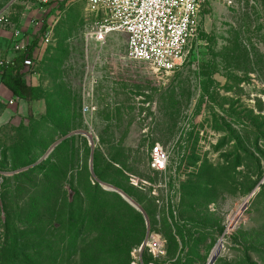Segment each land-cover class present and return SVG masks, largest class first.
I'll use <instances>...</instances> for the list:
<instances>
[{
	"label": "rangeland",
	"instance_id": "1",
	"mask_svg": "<svg viewBox=\"0 0 264 264\" xmlns=\"http://www.w3.org/2000/svg\"><path fill=\"white\" fill-rule=\"evenodd\" d=\"M10 20L34 38L25 72L39 99L10 107L0 92V264H208L218 251L216 264H264V0L204 4L199 44L163 78L128 58L126 36L89 40L81 0ZM47 159L54 179L13 178ZM9 223L23 245L40 237L37 253L12 258ZM153 233L164 256L140 252Z\"/></svg>",
	"mask_w": 264,
	"mask_h": 264
},
{
	"label": "built area",
	"instance_id": "2",
	"mask_svg": "<svg viewBox=\"0 0 264 264\" xmlns=\"http://www.w3.org/2000/svg\"><path fill=\"white\" fill-rule=\"evenodd\" d=\"M95 26L87 37L98 44H105L110 36L127 38L128 58L142 63L156 76H168L180 70L193 49L200 42V10L213 0H81ZM231 6L234 0H219ZM51 0H4L0 9V79L4 69L20 54H26L34 43L30 31L19 27L10 19L17 7L32 10ZM6 46V47H5ZM5 47V48H4ZM33 65L31 58L25 61L26 69ZM29 77H26V80ZM3 86L0 84V87ZM2 96V95H1ZM0 96V102L2 98ZM10 107L20 100L12 97ZM94 111V109H93ZM86 112H92L90 107ZM169 156L157 145L151 153L150 166L154 171L167 170ZM143 247V248H142ZM152 256L165 255V242L152 234L144 242Z\"/></svg>",
	"mask_w": 264,
	"mask_h": 264
},
{
	"label": "trees",
	"instance_id": "3",
	"mask_svg": "<svg viewBox=\"0 0 264 264\" xmlns=\"http://www.w3.org/2000/svg\"><path fill=\"white\" fill-rule=\"evenodd\" d=\"M34 47H35V44L33 43L32 47L30 48L28 53L18 55L15 58V60L4 69V73L0 79V84H2L6 89H8L12 93L14 98H16L20 101H24V102H35L39 99L38 98V94H39L38 89L33 87V86H30L28 84V82L26 80V72H25V69H26L25 61L27 58H31ZM31 165H33V167H30ZM25 167L26 168L24 170H22L24 172L20 171V173L13 176V178L16 179V178L22 177V178H26V181L33 182L34 179H30L29 177L32 175L38 174V171H40V173L43 172L42 177H44V179L50 181V180L54 179V174L57 172L56 166H53L51 164L50 159L42 161L39 165H36V163L35 164L32 163V164L26 165ZM94 176H95L97 182H101V181L106 182L105 175L101 174L97 170H94ZM110 184H112L118 190H121L122 192H124L127 196L132 198L134 201L136 200L135 198H133L131 196V194H129L128 192L123 190L121 186H119L115 183H110ZM51 189H52L51 187H48V190L51 191ZM48 194H51V192ZM49 199H51V198H49ZM135 202L137 203V201H135ZM137 204L139 206H141L139 203H137ZM7 229H8V232H10V234H8L9 235V243H10V244L8 243V250L13 251V257L12 258H14V260H17L20 258L21 252H26V253H30L31 251H32V253L38 252L37 244L40 241L39 236H35L31 242H28V244L23 245V243L22 244L20 243V240H21L19 238L20 234H18L16 224L15 223L14 224L9 223L7 225ZM153 234H155V233H153ZM22 240H23V237H22ZM34 250H36V251H34ZM248 257H249L248 255H245L244 256L245 259L241 260L240 262H237L236 264H254L250 261V258H248ZM22 259L24 261H28V257L26 255H23ZM5 260H6L5 257L1 258V261L3 263H5ZM50 261L51 260L48 258V262H50ZM55 263L56 262L54 261L53 264H55ZM23 264H35V263H34V261H32L30 263L25 262Z\"/></svg>",
	"mask_w": 264,
	"mask_h": 264
},
{
	"label": "water",
	"instance_id": "4",
	"mask_svg": "<svg viewBox=\"0 0 264 264\" xmlns=\"http://www.w3.org/2000/svg\"><path fill=\"white\" fill-rule=\"evenodd\" d=\"M80 132H76L72 135H75V134H78ZM59 142L56 143L54 146H52V148L49 150L48 154H50L57 146H58ZM47 154V155H48ZM47 156H45L46 158ZM44 159V158H43ZM106 189L107 190H110V191H114V192H117L129 205H131L132 207L136 208L139 212H141L144 217H145V220H146V223H147V226H149V223H148V219H147V216L145 215L144 211L142 210V208L132 199L130 198L129 196H127L124 192L114 188V187H110V186H106ZM247 203H245V205L243 206V210L246 209V206H247ZM144 246V244H143ZM143 248V247H142ZM142 251V250H141ZM220 258V251H218V253L216 254L215 257H213L209 262L208 264H215L217 262V260Z\"/></svg>",
	"mask_w": 264,
	"mask_h": 264
},
{
	"label": "crops",
	"instance_id": "5",
	"mask_svg": "<svg viewBox=\"0 0 264 264\" xmlns=\"http://www.w3.org/2000/svg\"><path fill=\"white\" fill-rule=\"evenodd\" d=\"M6 47V46H5ZM4 47V48H5ZM0 92L1 94H3L2 96L5 98V99H11L13 97L12 93L6 89L4 86H1L0 87Z\"/></svg>",
	"mask_w": 264,
	"mask_h": 264
},
{
	"label": "bare ground",
	"instance_id": "6",
	"mask_svg": "<svg viewBox=\"0 0 264 264\" xmlns=\"http://www.w3.org/2000/svg\"><path fill=\"white\" fill-rule=\"evenodd\" d=\"M211 259H212V258H211ZM211 259H210V260H211ZM210 260H209V261H210Z\"/></svg>",
	"mask_w": 264,
	"mask_h": 264
}]
</instances>
